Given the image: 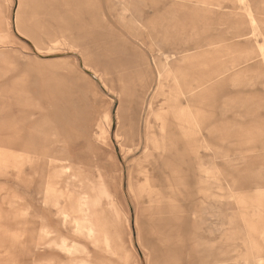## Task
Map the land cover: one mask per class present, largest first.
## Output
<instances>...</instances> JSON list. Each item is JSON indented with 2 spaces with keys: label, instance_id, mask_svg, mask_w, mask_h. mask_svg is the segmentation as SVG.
<instances>
[{
  "label": "rangeland",
  "instance_id": "obj_1",
  "mask_svg": "<svg viewBox=\"0 0 264 264\" xmlns=\"http://www.w3.org/2000/svg\"><path fill=\"white\" fill-rule=\"evenodd\" d=\"M0 264H264V0H0Z\"/></svg>",
  "mask_w": 264,
  "mask_h": 264
},
{
  "label": "bare ground",
  "instance_id": "obj_2",
  "mask_svg": "<svg viewBox=\"0 0 264 264\" xmlns=\"http://www.w3.org/2000/svg\"><path fill=\"white\" fill-rule=\"evenodd\" d=\"M82 53H84L83 51H82ZM83 59L86 61L87 60V56H86V54L84 55L83 54ZM149 123V122H148ZM151 125V124H150ZM146 128V127H145ZM144 131V130H143ZM144 133V132H143ZM146 133V132H145ZM152 133V130H151V126H148V134H151ZM153 137V136H152ZM138 138H140V137H138ZM152 140V139H151ZM153 140H154V138H153ZM151 141V146H153V145H155V142L154 141ZM139 141H140V139H139ZM147 145V144H146ZM187 154V153H186ZM192 155V154H191ZM189 156V155H188ZM194 157H197L196 156V154L195 155H193ZM188 159H190L189 157H187ZM194 159V158H193ZM161 160L163 161V163H164V165L165 166H171V163H173V162H178V161H180V156L178 155V154H165V155H163L162 156V158H161ZM187 161V160H186ZM190 163V162H189ZM190 166H193V165H190ZM184 168V167H183ZM166 171V170H165ZM171 171V170H170ZM168 173V172H167ZM194 173V172H193ZM117 176V175H116ZM164 176V175H163ZM183 177V176H182ZM188 178V177H187ZM187 178H185V179H187ZM256 180V179H255ZM166 195V194H165ZM164 197V196H163ZM175 198V197H174ZM164 201V200H163ZM178 201V200H177ZM167 205V204H166ZM162 209V208H161ZM163 211V210H162ZM172 211V210H171ZM167 212V211H166ZM162 213H164V212H162ZM179 220V219H178ZM175 221H176V219H175ZM180 221V220H179ZM176 223V222H175Z\"/></svg>",
  "mask_w": 264,
  "mask_h": 264
}]
</instances>
